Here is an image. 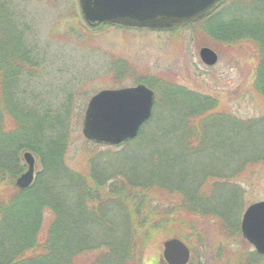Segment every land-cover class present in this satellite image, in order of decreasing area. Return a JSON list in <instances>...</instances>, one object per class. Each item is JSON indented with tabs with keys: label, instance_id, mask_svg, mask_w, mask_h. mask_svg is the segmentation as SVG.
<instances>
[{
	"label": "trees",
	"instance_id": "obj_1",
	"mask_svg": "<svg viewBox=\"0 0 264 264\" xmlns=\"http://www.w3.org/2000/svg\"><path fill=\"white\" fill-rule=\"evenodd\" d=\"M10 1L0 0V43L13 46L19 42V19ZM257 25L250 26V33L241 27L239 32L250 35L258 47L255 92L264 95V27ZM205 32L216 39L221 27L212 25ZM14 55L0 63V185L13 190L8 196L0 194V264H78L82 255L89 264H143L145 250L160 237L190 245L196 232L200 234L189 224L184 228L179 219L186 214H177L176 208L194 221L211 218L218 228L237 227L241 233L235 215L243 186L238 188L235 179H251L264 167V117L239 119L221 112L212 97L169 87L155 107L167 114L158 119L163 134L149 137L144 132L153 116L138 139L125 145L141 140L156 148L147 160L142 158L145 173H139L138 163L131 171L104 179L105 173L89 175V182L66 163L65 120L40 115L18 95L21 71L31 63ZM26 151L39 158L44 172L32 187L20 190L16 182ZM134 158L141 161L138 155ZM175 194L182 204L172 203V211H166L162 200ZM46 211L52 218L43 233Z\"/></svg>",
	"mask_w": 264,
	"mask_h": 264
},
{
	"label": "rangeland",
	"instance_id": "obj_2",
	"mask_svg": "<svg viewBox=\"0 0 264 264\" xmlns=\"http://www.w3.org/2000/svg\"><path fill=\"white\" fill-rule=\"evenodd\" d=\"M10 4L19 19V42H14L13 46L0 43L3 49L1 52L0 48V63L11 59L13 53L18 61L23 58L31 63L21 71L16 88L18 95L29 106L34 104L40 115L65 120L69 140L66 163L70 171L83 175L89 182L91 179L86 178L89 175L99 177L98 174L105 173L104 179L117 175L118 171H131L138 163L139 173H145L142 163L146 161L142 158L147 160L148 153L156 149L150 142L145 144L141 140L116 148L85 138L83 127L89 103L104 90L146 84L158 98L167 88L176 86L218 100L221 112L239 119L264 117V95L255 92L260 53L250 35L239 32L240 27L248 33L251 25L258 24L260 30L264 27V0H227L212 18L168 32L110 26L91 30L82 19L78 0H11ZM212 25L221 27V35L216 39L205 32ZM233 29H237V33L232 32ZM203 48L218 54L217 65L208 67L203 63L200 56ZM161 110L154 108V121L144 130L149 137L162 133L158 119L163 120L167 114ZM24 153L23 174L28 170ZM135 155L140 156V162H136ZM36 158L37 178L44 169ZM239 162L240 159L236 163ZM250 177L249 174L247 178ZM252 178L235 179L238 188L243 186L235 215L241 233L237 232V227L218 228L211 218L194 221L187 211L175 209L177 214L187 215L179 219L185 229L189 225L200 229L190 245L184 241L191 249L193 264H264V258L254 255L255 248L242 232L246 210L264 201V167H258ZM65 184L70 183L65 181ZM12 191L0 185V194L8 196ZM181 200L182 197L175 194L166 196L161 204L169 211L172 203L178 207ZM51 218V213L46 211L43 233L49 228ZM169 239L171 237L162 236L148 246L143 264H153L155 259L163 257L164 243ZM86 257H79L78 264H89Z\"/></svg>",
	"mask_w": 264,
	"mask_h": 264
},
{
	"label": "water",
	"instance_id": "obj_3",
	"mask_svg": "<svg viewBox=\"0 0 264 264\" xmlns=\"http://www.w3.org/2000/svg\"><path fill=\"white\" fill-rule=\"evenodd\" d=\"M225 0H78L81 16L92 29L105 25L127 29L170 31L202 21ZM207 66H215L219 56L210 48L200 52ZM156 102L154 91L144 84L133 88L104 90L94 96L86 111L84 136L97 144L120 147L137 138L148 122ZM28 171L17 181L26 190L35 180L36 158L24 154ZM244 237L264 256V201L251 205L242 220ZM170 264H187L191 253L179 239L164 245Z\"/></svg>",
	"mask_w": 264,
	"mask_h": 264
},
{
	"label": "flooded vegetation",
	"instance_id": "obj_4",
	"mask_svg": "<svg viewBox=\"0 0 264 264\" xmlns=\"http://www.w3.org/2000/svg\"><path fill=\"white\" fill-rule=\"evenodd\" d=\"M153 264H169L167 260H165L163 257L159 259H155ZM188 264H193V260H191Z\"/></svg>",
	"mask_w": 264,
	"mask_h": 264
}]
</instances>
